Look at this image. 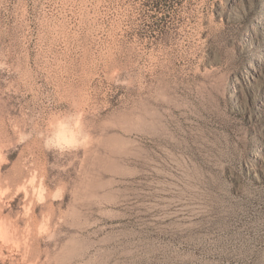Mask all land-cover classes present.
I'll use <instances>...</instances> for the list:
<instances>
[{"label": "rangeland", "instance_id": "obj_1", "mask_svg": "<svg viewBox=\"0 0 264 264\" xmlns=\"http://www.w3.org/2000/svg\"><path fill=\"white\" fill-rule=\"evenodd\" d=\"M0 157V264H264V0H0Z\"/></svg>", "mask_w": 264, "mask_h": 264}, {"label": "clouds", "instance_id": "obj_2", "mask_svg": "<svg viewBox=\"0 0 264 264\" xmlns=\"http://www.w3.org/2000/svg\"><path fill=\"white\" fill-rule=\"evenodd\" d=\"M49 127L55 128V131L46 141V147L54 148L63 152L66 150L76 149L87 144L88 137H80L79 134L74 131L79 128V117H77V119L73 122L70 129L62 121H56L54 125L50 124ZM25 139H27V137L23 133H20L18 143H22ZM0 160H2V157H0ZM9 191L10 189L6 187L0 188V200L6 197ZM20 193L24 194L23 198L27 201L26 205H22L24 209L23 215L28 216L31 213L33 201H35L36 204H43L48 198V192L44 186V177L38 176V174L33 171L26 181L16 188L15 194L18 195ZM51 199L53 201L63 199V193L61 190L56 189L53 192ZM6 230L7 225L0 220V233L5 232ZM38 231L46 232L47 224L42 223L39 225Z\"/></svg>", "mask_w": 264, "mask_h": 264}]
</instances>
